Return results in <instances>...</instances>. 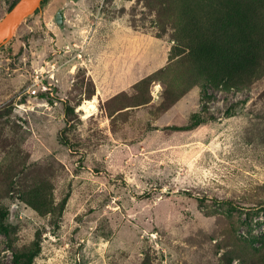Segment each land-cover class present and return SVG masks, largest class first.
I'll return each instance as SVG.
<instances>
[{
    "label": "rangeland",
    "instance_id": "rangeland-1",
    "mask_svg": "<svg viewBox=\"0 0 264 264\" xmlns=\"http://www.w3.org/2000/svg\"><path fill=\"white\" fill-rule=\"evenodd\" d=\"M244 7L264 48V0H48L17 28L0 47V264H264V63L205 89L189 53Z\"/></svg>",
    "mask_w": 264,
    "mask_h": 264
},
{
    "label": "trees",
    "instance_id": "trees-1",
    "mask_svg": "<svg viewBox=\"0 0 264 264\" xmlns=\"http://www.w3.org/2000/svg\"><path fill=\"white\" fill-rule=\"evenodd\" d=\"M18 1L13 3L11 9ZM47 1L43 0L41 5ZM248 13L249 10L244 7L242 12L234 13L230 19L216 17L206 31L199 30L189 43V53L202 69L205 89L245 87L253 81L256 71L263 65L264 48L261 43L256 42L244 24L237 22H244L239 16ZM27 264H31V261Z\"/></svg>",
    "mask_w": 264,
    "mask_h": 264
},
{
    "label": "water",
    "instance_id": "water-1",
    "mask_svg": "<svg viewBox=\"0 0 264 264\" xmlns=\"http://www.w3.org/2000/svg\"><path fill=\"white\" fill-rule=\"evenodd\" d=\"M43 0H19L0 21V47L6 45L17 28L40 8ZM59 26L65 25V16L59 12L56 17Z\"/></svg>",
    "mask_w": 264,
    "mask_h": 264
},
{
    "label": "bare ground",
    "instance_id": "bare-ground-1",
    "mask_svg": "<svg viewBox=\"0 0 264 264\" xmlns=\"http://www.w3.org/2000/svg\"><path fill=\"white\" fill-rule=\"evenodd\" d=\"M82 110L86 112L87 116H92L97 111L96 100L84 103Z\"/></svg>",
    "mask_w": 264,
    "mask_h": 264
}]
</instances>
